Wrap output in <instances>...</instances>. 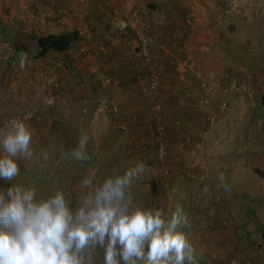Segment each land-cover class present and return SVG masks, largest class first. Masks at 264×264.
I'll list each match as a JSON object with an SVG mask.
<instances>
[{
  "label": "rangeland",
  "instance_id": "rangeland-1",
  "mask_svg": "<svg viewBox=\"0 0 264 264\" xmlns=\"http://www.w3.org/2000/svg\"><path fill=\"white\" fill-rule=\"evenodd\" d=\"M25 1H16V6H0V32L5 30L0 34V129H5V121L17 117L32 132L33 156L30 160H18L20 175L12 183L35 188L37 199L61 190L74 209L80 199V184L86 177L95 187L109 177L122 176L127 169L142 162L145 172L133 179L127 189L132 203L161 210L166 221L179 207L189 223L188 228L179 230L184 231L191 242L201 241L204 235L200 227L203 198L208 197L209 186L206 178L226 177L229 175L226 169L232 171L233 168L215 167L210 170L203 165L202 154L206 158L207 155L218 157L220 152L208 150L204 129L198 122L188 119L187 112L198 110L199 105L207 112L205 121L216 123L215 129L220 130L233 129L241 121H254L233 119L232 115L223 119V116L233 114L235 100L232 89H235L237 97L247 96L250 91L245 87L241 88L242 93L238 86L230 87L232 81L237 80L238 84V81L258 80L264 85V51H249V48H264V23L257 36L251 31H241L243 28L236 29L234 14L220 23L224 36L221 41L229 44L225 58L231 67L223 76L213 79L217 77L214 75L216 72L197 70L178 42H174L176 51L164 55L160 46L167 44L161 37L162 28H146V13L138 16V13L131 12L137 16L132 25L113 24L112 18L126 16L122 12L125 0H76L78 11L75 16L69 7V14L61 19L66 20L70 16L78 22L58 27L77 33L69 49L66 52L51 51L37 58L34 56L36 39L51 33L38 32L30 20L40 15H53L54 19H60L57 9L66 4L63 3L66 0H30L31 17L21 6ZM161 1L165 6L156 16L163 20H170L167 8L175 12L178 19H181V14L185 18L184 14L189 12L186 0ZM148 8L144 9L147 11ZM250 20L248 17L245 23L248 28H251ZM167 25L172 24L166 22L164 26ZM78 28L83 30L82 34L78 33ZM136 31H144L152 40L151 49L159 77L156 93L150 87V67L132 47ZM15 42L23 46V51L14 50ZM112 42L118 45L120 53L125 52V56L109 54ZM157 43L156 48L154 44ZM184 58L189 59L190 69L180 65ZM186 81L190 82V87L186 86ZM202 82L206 85L203 86ZM192 88L197 95L194 101L192 97L188 99ZM207 91L218 92L219 97L203 102V94L207 95ZM49 99L51 104L47 103ZM259 103L260 99L254 109L258 118L254 126L247 127L252 131L248 136L251 141L264 140V103ZM216 114L218 118L208 119ZM85 136L87 142L82 151L87 158L76 160L73 152L79 149ZM160 142L166 150L162 158L157 155ZM191 148L195 150L187 151ZM250 149L238 152L240 159L245 161L242 176L252 186L264 190V150L259 144ZM196 150L202 154L196 156ZM229 154V157H234L232 151ZM227 179L225 184L235 185L234 179ZM6 184L0 181V187ZM248 201L249 198H243L247 208L264 216V198H259V203L252 206ZM196 222L198 224L192 228ZM237 232L234 254L241 260L234 264H264V217L257 228ZM92 261L93 264H103L98 249L92 250ZM195 261L196 264H206L199 257Z\"/></svg>",
  "mask_w": 264,
  "mask_h": 264
},
{
  "label": "clouds",
  "instance_id": "clouds-1",
  "mask_svg": "<svg viewBox=\"0 0 264 264\" xmlns=\"http://www.w3.org/2000/svg\"><path fill=\"white\" fill-rule=\"evenodd\" d=\"M5 129H0V181L7 182L0 187V264H93L96 249L103 264H196L195 248L179 230L189 227L179 207L166 221L161 210L132 203L127 189L145 172L144 163L95 187L86 177L73 209L61 190L37 199L35 188L12 183L20 175L18 160L33 156L32 132L19 119ZM86 142L85 136L73 152L76 160L87 158Z\"/></svg>",
  "mask_w": 264,
  "mask_h": 264
},
{
  "label": "crops",
  "instance_id": "crops-1",
  "mask_svg": "<svg viewBox=\"0 0 264 264\" xmlns=\"http://www.w3.org/2000/svg\"><path fill=\"white\" fill-rule=\"evenodd\" d=\"M16 1L19 3V0H0V6L4 7L3 4L16 6ZM186 2L189 12L184 14L185 18H183V14H181V19H178L175 12L167 8L166 13L170 17V20L166 21L161 19L160 16H156L160 8L165 6L161 0H143V3H141L140 0H125L122 5V12L125 13L124 15L126 16L112 18L113 24L121 23L124 25H132L135 19L137 20V16H133L134 13H138V16L142 13H146L145 15L148 17L146 28L149 30L159 29L160 26L162 28L160 29L163 31V33L161 32L162 40L168 45V47L167 45L160 46V49H163L165 52L164 55L166 54L168 56L172 54V51H176L174 42H178L182 45L186 57L190 59L191 64L197 70H214L216 72L214 75L217 77L213 79H217L223 76L222 74L231 67L229 60L225 58V52H227V45L229 44L221 41L224 36L222 35L220 23L226 21L228 15L234 14V16H236L234 20L236 21H234L235 24L233 25L236 26V29L238 27L240 29L243 28L241 31H251L252 34L257 36V31H259L262 23H264V21H262V18H264V0H186ZM63 3H66L71 8L72 14L75 16L78 11L76 0H72L70 4L66 1ZM139 7H143V9ZM145 7H153L156 9L148 8L146 11L144 9ZM132 9L134 10L132 11ZM131 12L133 14H130ZM248 17H251V28L245 25ZM54 18L56 17L53 15L49 17L48 15L44 23H39L37 20L30 21L38 32H45L47 34L67 32L66 29L58 27H62L64 24L74 25V23L76 24L78 22L77 20L71 19L70 16L64 22H59L58 19ZM242 21H244V23ZM166 22L172 25L164 26ZM173 23H175V26ZM181 23H183V27ZM143 24L145 23L143 22ZM107 39H112V37ZM109 41L110 40H107V43H109ZM112 45L109 54H125V52H123V54L119 52L118 45H114L113 42ZM154 45H156V48L158 47V43ZM129 51L131 50L129 49ZM249 51H264V48H249ZM226 61H228V63ZM262 77L264 78L263 74ZM235 85L238 86L239 91L242 93L243 90H241V88L247 87L250 91L247 96L239 92V94L242 95L237 97L238 95H236L235 89L231 90V92L234 93V111L233 114H227V116L223 113V115L225 114L223 119H227V117H231L230 115H232L231 118L233 119H253L254 121L251 120L249 123L241 121L238 122L233 129L224 128L220 130L215 129L216 123L213 124L212 122L205 121L207 112L201 110L199 105L198 110L193 109L187 112L188 119L193 122H198L201 129H204L203 135L207 140L208 150H218L220 152V154H217L219 155L218 157L207 155L206 158L204 154L199 153L200 150H196V156L202 154L203 165L210 170L215 167L233 168L232 171L226 169L225 172L229 175L226 177L223 176V179L220 177L214 178L213 176H208V178H206V183L209 185L207 191L208 197L203 198L204 211L200 220V227L204 232V237L202 236L201 241L196 239L192 242L195 247V258L199 257V259H202L206 264H234L235 261L241 260L240 256L234 254L236 252L237 236L239 235L237 231L257 228V226L262 223L264 217L261 212L253 209L251 210V208H247L243 203V198H249L248 202L251 206L257 205V203H259V198H264V190H259L257 186H252V183L242 176V166L245 161L240 159L241 156L239 157L238 153L252 148L253 145L257 146V144L261 145V150H264V140L251 141L248 136L252 131L250 128H247L248 125L249 127L254 126V122L258 118L257 114L254 113V109L258 105L259 99V104L264 103V85L258 80H249L248 82L238 81V84L237 80H235L232 81L229 86L232 87ZM186 86L190 87V82L186 81ZM187 87L186 91L188 90ZM206 93L207 95L203 94V102L216 100L219 97L218 92L214 93L207 91ZM252 94H254V96ZM191 97L193 101L194 98L197 100V95L193 88L189 92L188 99H192ZM206 108H208V105ZM208 115L212 114L208 113ZM216 116L217 114L208 117V119L213 117L214 119L218 118ZM194 148L187 149V151L190 150L192 152L195 150ZM231 151L233 152V158L229 157V152ZM252 166L254 167V165ZM253 167L252 170L255 169ZM260 167L262 168V166ZM248 173L249 172H246L245 174ZM227 177L235 180V185L230 184V190L228 191L223 187L226 180H228ZM203 182H205V180ZM48 197L50 196L47 195L46 198ZM261 203L263 204V202ZM194 224L196 225L198 223H193L192 228L195 226Z\"/></svg>",
  "mask_w": 264,
  "mask_h": 264
},
{
  "label": "built area",
  "instance_id": "built-area-1",
  "mask_svg": "<svg viewBox=\"0 0 264 264\" xmlns=\"http://www.w3.org/2000/svg\"><path fill=\"white\" fill-rule=\"evenodd\" d=\"M71 0H66V2H70ZM31 5L30 0H26L21 6L24 9V12L28 13V16L31 17L33 16V12H31L29 10V7ZM69 6H67L66 4H62L60 5V7H58L57 9V13L59 15H57L60 19L63 16H66L69 14L68 10H69ZM34 20H37L39 23H44L47 17H44V15H40L36 18L32 17ZM58 19L59 22H64L66 20L64 19ZM78 33L82 34L83 30L78 28ZM132 42V47L133 50L136 54H138V56L141 58V60L146 63L149 67H150V73H149V82H150V87L152 89L153 92H157L159 89V77L156 71V61L153 58V54H152V49H151V37L148 36L144 31H136L135 32V37L133 39ZM128 41V43H131ZM180 65L182 67H185L186 69H190L191 68V64L189 62V59L184 58L181 62ZM202 85L205 86L206 82H202ZM157 108L160 107L159 104L156 105ZM13 119H18L17 117L14 118H10L9 120L5 121L3 124V127H5L6 124H8V122H10ZM166 153L165 150V146L164 144H162L161 142L158 144V148H157V155L158 158H162L164 156V154Z\"/></svg>",
  "mask_w": 264,
  "mask_h": 264
},
{
  "label": "trees",
  "instance_id": "trees-1",
  "mask_svg": "<svg viewBox=\"0 0 264 264\" xmlns=\"http://www.w3.org/2000/svg\"><path fill=\"white\" fill-rule=\"evenodd\" d=\"M1 23V22H0ZM3 30V29H2ZM5 32L3 30L0 32L2 35ZM77 33L75 32H60L56 34L46 35V36H39L36 39V53L35 57H43L47 53L53 51V52H64L69 49L72 42L75 40V36ZM13 46L15 47L14 50L17 52L23 51V46L18 43H13Z\"/></svg>",
  "mask_w": 264,
  "mask_h": 264
}]
</instances>
